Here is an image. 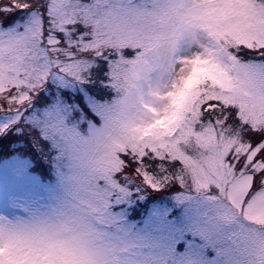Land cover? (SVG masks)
Returning a JSON list of instances; mask_svg holds the SVG:
<instances>
[{"label": "snow or ice", "instance_id": "snow-or-ice-1", "mask_svg": "<svg viewBox=\"0 0 264 264\" xmlns=\"http://www.w3.org/2000/svg\"><path fill=\"white\" fill-rule=\"evenodd\" d=\"M0 13V264H264V0H0ZM177 23L213 43L166 60L145 47ZM195 61L224 82L169 104ZM60 218L95 221V252L58 236Z\"/></svg>", "mask_w": 264, "mask_h": 264}, {"label": "clouds", "instance_id": "clouds-1", "mask_svg": "<svg viewBox=\"0 0 264 264\" xmlns=\"http://www.w3.org/2000/svg\"><path fill=\"white\" fill-rule=\"evenodd\" d=\"M195 32V40L186 37V33ZM212 38L206 31L198 28H192L188 25L177 23L175 27H170L161 32L152 35V38L146 41L145 47H151L158 50L163 59H167L173 55H192L193 52L200 49L202 45H211ZM191 44V47H189ZM230 41L220 43V47H225ZM64 195V189L60 186L41 193L36 200V208L40 211H50L54 204H57ZM14 212L21 216H27V213L21 212L19 209ZM4 214V213H0ZM56 233L61 238L67 239L69 246L75 251L86 253H94L92 240L95 236L98 225L93 220L74 221L67 218H60L53 221Z\"/></svg>", "mask_w": 264, "mask_h": 264}, {"label": "rangeland", "instance_id": "rangeland-1", "mask_svg": "<svg viewBox=\"0 0 264 264\" xmlns=\"http://www.w3.org/2000/svg\"><path fill=\"white\" fill-rule=\"evenodd\" d=\"M20 10H23V12L25 13L21 14ZM29 11L30 10H25V9L15 10L14 13L18 15L16 16L17 20L15 21V23L17 24L23 23V21L26 19L27 15L29 14ZM0 15H2V13H0ZM233 38L239 40L241 43L245 42L241 37H239V35L235 33L233 34ZM191 69L192 70L190 73L188 72L184 73L185 80L183 84H181L179 78H177L175 81L176 86L169 87L168 92L165 94V98L169 104L173 106H179L183 102L185 92L189 88H191V86L194 83L199 82L203 79L212 80L217 83L224 82L223 78L220 75H218L215 71L210 69L207 66V64H205L202 61H195L191 65ZM154 91H159V89L154 88ZM156 116H157V119L154 121L155 126L159 128H164L170 124L171 120L174 118V113L171 110L167 112L161 111V112H157ZM5 165H1L0 170H3ZM44 264H73V262L67 258H62V259L55 260V261H47L46 259Z\"/></svg>", "mask_w": 264, "mask_h": 264}]
</instances>
